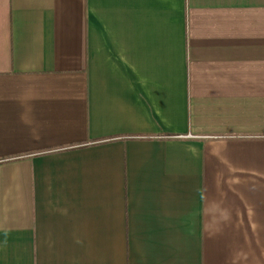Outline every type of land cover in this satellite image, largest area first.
<instances>
[{"label":"crops","instance_id":"1","mask_svg":"<svg viewBox=\"0 0 264 264\" xmlns=\"http://www.w3.org/2000/svg\"><path fill=\"white\" fill-rule=\"evenodd\" d=\"M0 264H264V0H0Z\"/></svg>","mask_w":264,"mask_h":264}]
</instances>
